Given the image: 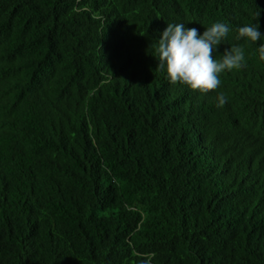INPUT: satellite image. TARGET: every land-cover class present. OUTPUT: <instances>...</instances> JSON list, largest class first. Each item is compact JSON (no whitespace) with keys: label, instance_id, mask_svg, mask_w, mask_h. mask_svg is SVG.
Masks as SVG:
<instances>
[{"label":"trees","instance_id":"1","mask_svg":"<svg viewBox=\"0 0 264 264\" xmlns=\"http://www.w3.org/2000/svg\"><path fill=\"white\" fill-rule=\"evenodd\" d=\"M216 22L246 66L172 84L167 24ZM257 22L264 0H0V264H264Z\"/></svg>","mask_w":264,"mask_h":264},{"label":"clouds","instance_id":"2","mask_svg":"<svg viewBox=\"0 0 264 264\" xmlns=\"http://www.w3.org/2000/svg\"><path fill=\"white\" fill-rule=\"evenodd\" d=\"M259 15L260 11L256 13L257 19ZM259 27L258 22L240 27L237 38L246 37L252 42L264 39ZM230 30L228 24L216 22L198 35L196 28H186L184 23H168L155 46V57L159 61L157 68L163 70L166 66L172 84L179 82L204 93L217 89L221 84L219 73L246 66L243 49L236 45L225 49L222 62L213 57V52L226 40ZM259 52L260 58L264 59V44L260 45ZM218 100V107L227 103L223 93L219 94Z\"/></svg>","mask_w":264,"mask_h":264}]
</instances>
